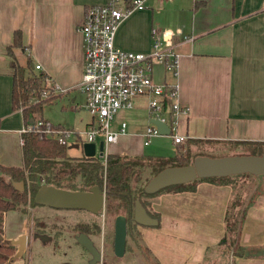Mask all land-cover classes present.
I'll return each mask as SVG.
<instances>
[{"label": "crops", "instance_id": "1", "mask_svg": "<svg viewBox=\"0 0 264 264\" xmlns=\"http://www.w3.org/2000/svg\"><path fill=\"white\" fill-rule=\"evenodd\" d=\"M104 1L0 0V164L22 166L20 137L28 122L20 109L12 108V60L22 63L29 58L31 68L38 71L34 73L45 76L46 95L70 94L76 108V91L84 96L79 88L83 50L77 27L86 5ZM152 29L162 34V47L172 53L170 60L176 58L174 70L154 62L152 77L174 88L173 100L186 107L184 113H177L174 131L185 136L184 145L188 139L264 142V0H146L144 8L120 21L114 43L148 53ZM15 30L20 31L22 50L15 49L13 59L6 51ZM147 120L144 97L120 109L111 129L125 121L126 131L104 146L101 161L108 153L153 156L157 148L150 146L151 138L143 143ZM168 138L170 146L162 149L163 156L179 154L172 134ZM233 190L229 183L198 180L192 189L163 190L148 197L158 223L138 229L154 261L208 264L216 259L219 248H227L224 216ZM249 197L252 201L245 207L230 264H264V185L245 203ZM28 210L3 213L5 239L27 236L21 257L28 243L39 237L30 234ZM23 259L12 264H26ZM87 259L96 261L92 255Z\"/></svg>", "mask_w": 264, "mask_h": 264}, {"label": "trees", "instance_id": "2", "mask_svg": "<svg viewBox=\"0 0 264 264\" xmlns=\"http://www.w3.org/2000/svg\"><path fill=\"white\" fill-rule=\"evenodd\" d=\"M20 40V31L15 30L12 44L7 47L6 52L12 54L15 49L22 50ZM12 66V108L20 109L27 121L29 114H33L38 109L41 110V98L38 96L42 90L45 91L46 95L48 87L42 72L33 73L29 58L22 63L12 60ZM34 97L38 99L34 102H29V99ZM50 98L51 95L48 92L45 99L42 100ZM165 101L169 103V98L167 97ZM21 136L23 138L22 166H4L0 164V264H12L13 260L11 261L10 257L16 251V246L3 237V213L10 209L25 210L28 205L34 206L33 195L40 184H48L70 190H87L90 186L97 184L104 193V211L108 214L120 212L125 214L127 225H129V218L131 219L132 217L135 199L140 200L149 215L158 218L150 210L149 202L147 200L144 201L145 198L147 199L153 195L143 191L144 184L152 175L166 166L191 163L193 157L198 154L190 152L189 144L200 141V139H188L186 154L184 155L175 153L170 157H153L108 153L104 162H102L100 159L92 160L89 157L82 160H72L67 156V145L60 144L39 132L27 131L21 133ZM213 142L219 141L215 140ZM222 142L239 144L246 149L248 152L246 154L264 152V142ZM146 169L149 175L141 182V171ZM232 177L234 176L198 178L187 183L167 186L163 190L192 189L198 180L229 183L234 187L235 182L233 179L235 178ZM13 181H21L22 188L14 186ZM235 190L234 187L232 197L225 211L224 227L227 239L223 242L226 243V246L234 244L237 251V238L245 207L251 203L252 199L249 197V201L245 203L244 199H241ZM80 231L86 234L90 232L86 226H80ZM128 235L130 237L132 235V233H129V229ZM145 249L148 251L146 247ZM155 264H157L156 261Z\"/></svg>", "mask_w": 264, "mask_h": 264}, {"label": "built area", "instance_id": "3", "mask_svg": "<svg viewBox=\"0 0 264 264\" xmlns=\"http://www.w3.org/2000/svg\"><path fill=\"white\" fill-rule=\"evenodd\" d=\"M145 1L105 0L84 7L77 29L82 38L83 50L79 88L85 96L84 107L91 115L86 129L73 132L38 117L32 123L26 122L21 133L39 132L63 145H79L82 135L93 143L100 137L104 148L126 131L125 121H119L117 128L111 129L118 111L130 108L134 98L144 97L147 99L148 120L143 132V143L147 144L151 136L158 132L155 124L149 121V118L154 117L166 123L175 144L184 145L185 136L174 131L177 126L176 115L184 113L186 107L173 100L174 88H166L152 77L154 62L163 63L167 69L173 70L176 65L175 55L170 60L172 53L162 47V34L152 29V49L148 53L122 49L114 43L120 21L131 11L144 8ZM167 97L169 103L165 101ZM20 142L23 144L22 136Z\"/></svg>", "mask_w": 264, "mask_h": 264}, {"label": "rangeland", "instance_id": "4", "mask_svg": "<svg viewBox=\"0 0 264 264\" xmlns=\"http://www.w3.org/2000/svg\"><path fill=\"white\" fill-rule=\"evenodd\" d=\"M33 73H37L36 69H32ZM34 73V74H35ZM45 91L39 94L41 110L38 109L34 115L38 118L40 115L48 120L51 124L61 123V127L69 129L73 132H82L86 129L87 124L91 121V115L84 105V96L80 91H76V102L79 107L73 108L72 97L61 95L60 97H51L47 100L44 95ZM38 98H30L29 102H34ZM52 100V101H51ZM170 134H161L159 132L151 136L150 146L157 148L156 152L151 153L153 157H165L161 153L162 149L170 146ZM95 142H91L92 153L88 154L85 145L89 144L85 136H81L78 147H67V156L72 160H82L86 158L102 159L104 148H101L100 137ZM72 143V140H69ZM149 147V146H148ZM181 149L179 154H186L187 146H179ZM191 153L208 156H222L231 154L248 153L245 148L239 144L226 142H213L208 140H200L189 144ZM264 151V147H263ZM149 156V155H147ZM244 174V173H242ZM233 174L232 178L235 191L238 192L241 199L259 191L264 185V174ZM148 170H142L140 181L143 182L148 177ZM242 175V176H241ZM139 184V183H138ZM163 189L158 190L161 192ZM150 195V194H149ZM147 199L145 198L144 201ZM148 201V200H147ZM29 213L28 227L30 234H39V237L30 241L24 252L23 262L26 264H155L153 257L145 249L142 242L139 227L129 218L127 227L125 250L122 256H115L113 253V220L115 215L119 213H106L104 207L98 213H91L79 208H52L46 205L35 204L34 207L27 206ZM121 213V212H120ZM123 214V213H121ZM125 215V214H124ZM80 226H86L89 229L88 236L92 239L94 246L100 253L99 260L94 263L89 261L91 253L84 249L74 236L81 233ZM132 233L131 237L128 235ZM44 237V238H42ZM219 250H223L220 253ZM216 259L208 264H230V253L236 251L234 244H228L220 247ZM26 260V261H25Z\"/></svg>", "mask_w": 264, "mask_h": 264}, {"label": "water", "instance_id": "5", "mask_svg": "<svg viewBox=\"0 0 264 264\" xmlns=\"http://www.w3.org/2000/svg\"><path fill=\"white\" fill-rule=\"evenodd\" d=\"M33 119L32 114H29L28 123H32ZM149 121L156 125L159 133L169 134L170 130L165 122L154 117L149 118ZM92 145L91 142L85 145L86 153H92ZM70 146L78 147L75 143ZM99 146L103 148L102 141H100ZM242 173L264 174V152L222 156L196 155L189 164L166 166L157 171L146 181L143 191L147 194H154L167 186L187 183L198 178L222 177ZM13 184L17 188H22L21 181H13ZM33 201L35 204L52 208H79L95 214L104 207V193L97 184L90 186L87 190H70L40 184L33 195ZM132 218L137 225L142 226H155L158 223L157 218L148 214L139 199L134 200ZM126 235V217L119 213L115 215L113 220V253L115 256L123 255ZM76 240L91 253L93 260H99L100 253L86 234L79 233ZM26 242L27 236L25 234H21L17 239L9 240V243L16 246V251L10 257L11 261L22 255Z\"/></svg>", "mask_w": 264, "mask_h": 264}]
</instances>
